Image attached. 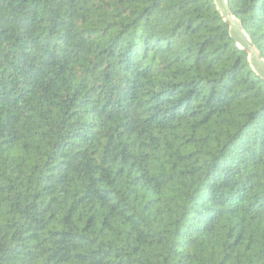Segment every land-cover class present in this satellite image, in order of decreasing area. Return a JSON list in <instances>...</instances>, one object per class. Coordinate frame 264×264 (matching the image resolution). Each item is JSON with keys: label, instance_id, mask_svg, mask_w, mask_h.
Wrapping results in <instances>:
<instances>
[{"label": "trees", "instance_id": "1", "mask_svg": "<svg viewBox=\"0 0 264 264\" xmlns=\"http://www.w3.org/2000/svg\"><path fill=\"white\" fill-rule=\"evenodd\" d=\"M0 264H264V81L213 0H0Z\"/></svg>", "mask_w": 264, "mask_h": 264}, {"label": "water", "instance_id": "2", "mask_svg": "<svg viewBox=\"0 0 264 264\" xmlns=\"http://www.w3.org/2000/svg\"><path fill=\"white\" fill-rule=\"evenodd\" d=\"M213 3L223 21L228 25L229 37L239 50L247 53L251 70L264 81V60L242 29L241 23L231 15L225 0H213Z\"/></svg>", "mask_w": 264, "mask_h": 264}]
</instances>
